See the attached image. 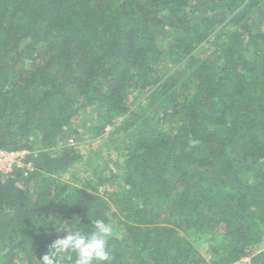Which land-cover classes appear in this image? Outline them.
Returning a JSON list of instances; mask_svg holds the SVG:
<instances>
[{
    "label": "trees",
    "instance_id": "1",
    "mask_svg": "<svg viewBox=\"0 0 264 264\" xmlns=\"http://www.w3.org/2000/svg\"><path fill=\"white\" fill-rule=\"evenodd\" d=\"M91 107L121 152L76 187ZM0 150V264L96 219L111 264H264V0H0Z\"/></svg>",
    "mask_w": 264,
    "mask_h": 264
},
{
    "label": "rangeland",
    "instance_id": "2",
    "mask_svg": "<svg viewBox=\"0 0 264 264\" xmlns=\"http://www.w3.org/2000/svg\"><path fill=\"white\" fill-rule=\"evenodd\" d=\"M230 29V28H228ZM145 97V93L132 91L129 93V97L127 101L135 106L140 103L142 99ZM99 110L94 107L88 108L85 116H80L78 120H74V123L78 127L79 135L72 142H68L71 146H74L75 149L81 154L82 160L75 164L72 169L68 170L62 179L63 181L78 187V180H81L83 177H89L92 173V170L96 167H101L103 171H105L104 163H107L109 168V172L116 171L115 160L118 159V147L115 142L116 136L113 135L114 126L107 125L102 135L97 136L96 130L100 128V126L105 123V119L100 117ZM120 121V118H115L114 123ZM77 128V127H76ZM167 127H164L165 130ZM73 140V139H72ZM115 162V163H114ZM3 177V176H2ZM5 177V176H4ZM80 182V181H79ZM120 227V225H116ZM125 235L119 233V231L115 230L112 237L116 238H124ZM264 249L263 246L258 247V251Z\"/></svg>",
    "mask_w": 264,
    "mask_h": 264
},
{
    "label": "clouds",
    "instance_id": "3",
    "mask_svg": "<svg viewBox=\"0 0 264 264\" xmlns=\"http://www.w3.org/2000/svg\"><path fill=\"white\" fill-rule=\"evenodd\" d=\"M93 225V231L83 233L74 230L71 224H62L59 231L65 235L53 241L49 251L41 257V264H61L60 257L65 253H69L64 257L69 262L73 259L71 253H75V264H111L108 244L114 234L113 224L96 219Z\"/></svg>",
    "mask_w": 264,
    "mask_h": 264
},
{
    "label": "built area",
    "instance_id": "4",
    "mask_svg": "<svg viewBox=\"0 0 264 264\" xmlns=\"http://www.w3.org/2000/svg\"><path fill=\"white\" fill-rule=\"evenodd\" d=\"M28 151H4L0 150V176L7 177L15 167H22V160L29 155ZM232 264H253L251 257H243Z\"/></svg>",
    "mask_w": 264,
    "mask_h": 264
}]
</instances>
